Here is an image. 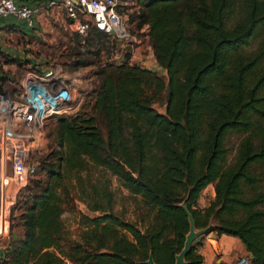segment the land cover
Here are the masks:
<instances>
[{"label": "trees", "instance_id": "1", "mask_svg": "<svg viewBox=\"0 0 264 264\" xmlns=\"http://www.w3.org/2000/svg\"><path fill=\"white\" fill-rule=\"evenodd\" d=\"M138 3L132 20L149 26L167 76L138 63H103L112 35L91 26L82 45L79 34L73 69L99 66L93 110L57 114L58 148L43 158L45 177L31 184L21 215L23 236L0 264H148L151 252L158 264H175L190 230L183 200L197 228L239 239L254 254L250 264H264V0ZM231 133L242 136L232 161ZM89 163L116 175L142 205L137 219H126L114 210L109 179L80 176L78 197L101 213L82 211L89 229L69 238L62 214L76 202L65 170ZM212 183L215 197L203 207ZM201 244L189 264H218Z\"/></svg>", "mask_w": 264, "mask_h": 264}, {"label": "rangeland", "instance_id": "2", "mask_svg": "<svg viewBox=\"0 0 264 264\" xmlns=\"http://www.w3.org/2000/svg\"><path fill=\"white\" fill-rule=\"evenodd\" d=\"M140 5L138 0H120L118 10L123 15L127 26L131 32L137 35L138 42H131L119 37H110V47L103 50L101 61L103 63H123L133 62L156 69L158 72L167 76L166 68L158 61L154 47L152 46L149 34V26L139 27L137 20H132V14L138 10ZM63 24L53 23L45 27L38 38L28 40L24 35H17L16 31L12 32L10 39L13 45L23 47L20 50V57L26 55L27 60H23L22 64H14L18 52L10 54L2 53V63L0 66V81L2 84L20 85L27 78L30 71L44 72L50 67H62L64 70L72 72L77 69L82 76L79 79V85L76 91L75 107L69 109L68 112L62 113L72 115L77 112H92L95 92L99 87L98 65L89 64L73 69L78 57L74 56V47L78 45L79 32L70 19L66 18ZM93 25H90V28ZM89 28V30H90ZM88 33L85 35L87 36ZM81 44L85 45V36L80 34ZM24 42V43H23ZM23 43V44H22ZM25 45V44H27ZM19 49V48H17ZM29 53V54H28ZM19 60L23 58H18ZM33 59V61H32ZM17 62V61H16ZM166 98L162 99L165 104ZM161 110L164 106L161 105ZM58 115H54L47 121L42 137L29 141H14L10 139L2 140V167H0V257L10 245L17 242L24 232L22 212L25 209L26 200L30 193V186L35 179L45 177V172L40 165L44 157L50 156L57 148ZM242 136L237 133H231L227 138L229 147V159L232 161L237 153V148ZM35 163V169L32 170ZM79 168V167H78ZM77 167L67 168L65 170L64 184L68 185L75 197L76 208L66 209L62 218L65 225V235L69 238H82L89 229L88 225L83 222L81 216L82 211L89 215L100 214L101 210H92L82 201L78 195L80 191L79 177L91 178L95 183L103 184L107 179L110 180V188L113 191L112 205L114 210L126 219H137V211L142 205L141 199L132 196L127 188H125L118 180V177L112 173L105 172L101 167L89 163L87 168L78 169ZM88 187L89 183H88ZM264 188V185H263ZM212 186L203 191V200L201 203L210 204L213 199ZM215 192V191H214ZM8 199H5V196ZM208 204V205H209ZM264 206V205H263ZM210 233V234H209ZM208 235L209 241L217 247L214 256L218 264L226 262L223 255L228 254L227 259H231L229 263L235 264L238 257L247 255L246 248L241 242L237 244L220 240L216 231L207 232L202 239ZM221 245V246H220ZM225 253L223 252L224 250Z\"/></svg>", "mask_w": 264, "mask_h": 264}, {"label": "built area", "instance_id": "3", "mask_svg": "<svg viewBox=\"0 0 264 264\" xmlns=\"http://www.w3.org/2000/svg\"><path fill=\"white\" fill-rule=\"evenodd\" d=\"M120 0H53L62 5L77 31L85 36L90 25L107 33L138 42L123 15L118 10ZM36 7L16 0H0V15H15L29 26L35 24ZM81 75L77 69L69 72L62 67H50L44 72L30 71L20 85H3L0 81V167L2 140L29 141L42 137L49 118L68 112L76 103V91ZM35 169V163L32 170ZM8 199V196H5ZM250 254L237 258L235 264H250ZM66 259V263L70 264Z\"/></svg>", "mask_w": 264, "mask_h": 264}, {"label": "crops", "instance_id": "4", "mask_svg": "<svg viewBox=\"0 0 264 264\" xmlns=\"http://www.w3.org/2000/svg\"><path fill=\"white\" fill-rule=\"evenodd\" d=\"M16 1L19 3H25V4H29L31 6L36 7L35 24L33 26H29L27 25V23L24 22V20L18 18L15 15H8V16L0 15V66H2V63L3 64L7 63L4 60L2 61V53L10 54L11 52H18L19 55L16 56V58L13 57V59H15L14 64L17 63L19 65L23 63L22 62L23 60H27L29 58L26 55H23L20 57V50H22L23 47H20V45H16V44L13 45L11 43L10 39L12 37V32L16 31L17 35L19 36L24 35L26 39L34 40L35 38H38L40 36L38 34L41 33L43 29L49 26L50 24L57 23V24H63L64 26H66L65 22H66V18H68L62 5H52L51 4L53 0H16ZM25 45L29 46L28 43ZM25 57H28V58H25ZM18 58L20 59L23 58V59L19 60ZM8 84L10 83H6L5 86H8ZM209 186H212V191L210 193H212V197L214 198L215 197V192H214L215 185L212 183ZM209 186L207 188H209ZM202 200H203V192L199 198V204L203 207L209 204L208 203L207 205H205L201 203ZM217 236L220 240H223L225 242L228 241L229 243L232 242L234 244H237V242H240L239 239L234 238V237H231V239L226 241L223 239L224 238L223 236L222 237H220L219 235ZM216 249H217L216 245L209 241V238L207 235L205 239H202V244L199 247V252L202 254H205V253L214 254V252H216ZM223 252L225 253L226 251L224 250ZM248 253L250 254V252ZM227 255L228 254L223 255V257L225 258L226 261L229 262L231 261V259L230 260L227 259L226 257Z\"/></svg>", "mask_w": 264, "mask_h": 264}, {"label": "water", "instance_id": "5", "mask_svg": "<svg viewBox=\"0 0 264 264\" xmlns=\"http://www.w3.org/2000/svg\"><path fill=\"white\" fill-rule=\"evenodd\" d=\"M179 204L186 209V211L189 215L190 230L186 235V240H185L183 248L181 249L180 252H178L176 254L175 264H189L190 260L187 259L188 253L190 252L193 245L202 241L203 236L208 232L209 226L197 228L195 217H194L193 213L190 211V209L186 203V200H183ZM210 225H212V223ZM250 255H251V257H253L254 256L253 252L250 251ZM146 262L148 264H158L154 258L153 252L150 253V256L146 260Z\"/></svg>", "mask_w": 264, "mask_h": 264}]
</instances>
